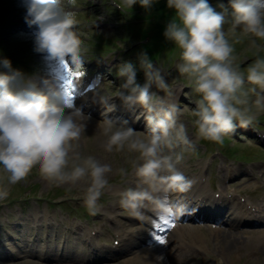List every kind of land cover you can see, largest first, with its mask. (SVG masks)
I'll list each match as a JSON object with an SVG mask.
<instances>
[{
    "label": "clouds",
    "instance_id": "clouds-1",
    "mask_svg": "<svg viewBox=\"0 0 264 264\" xmlns=\"http://www.w3.org/2000/svg\"><path fill=\"white\" fill-rule=\"evenodd\" d=\"M112 2L126 12L137 2L148 8L153 0ZM24 4L25 22L36 29L35 50L63 65L65 83L75 89L84 75L82 57L87 52L75 12L77 0H24ZM167 6L175 10V16L164 35L179 49L175 67L198 97L191 110L196 138L223 144L237 123L247 127L264 115V94L245 87L247 83L264 89V0H230V19L223 4V11L217 12L208 0H167ZM236 45H246L243 52L250 54L251 63L244 69ZM2 63L10 71L0 73V200L36 169L57 187L83 184V206L95 214L113 167L82 153L87 117L67 102L66 90L54 79H43L41 87L35 77L12 69L10 60ZM141 66L147 78L143 86L137 83L131 63L119 67L118 76L126 80L120 87L128 94L119 91L117 95L125 104L145 110L147 130L136 131L128 121L110 119L114 105L108 103L112 96L105 94L100 99L106 111L97 130L105 138L103 150L123 154L138 180L135 188L120 193L121 208L141 217V209L150 207L161 220L175 223L186 205L171 194L186 193L192 185L178 165L196 145L181 121L185 110L150 92L153 83L161 90L168 88L159 71L146 56ZM116 173L128 174L125 167ZM157 260L163 261V255ZM216 264H224L223 258Z\"/></svg>",
    "mask_w": 264,
    "mask_h": 264
},
{
    "label": "rangeland",
    "instance_id": "rangeland-1",
    "mask_svg": "<svg viewBox=\"0 0 264 264\" xmlns=\"http://www.w3.org/2000/svg\"><path fill=\"white\" fill-rule=\"evenodd\" d=\"M230 2V0H228ZM81 2V1H79ZM111 3L112 0H110ZM220 0H215L214 3H219ZM162 5L163 8L168 7L167 6V0H153L152 5L145 11L146 14L149 15H153L158 11L159 5ZM102 4L105 5L104 0H102ZM114 4V3H113ZM81 6L77 5V8H80ZM142 6L140 4L137 5V8H133V9H127L126 12L123 13H131L132 11H137L139 12L141 10ZM230 8V7H229ZM27 10L24 4V0H0V12L2 11L3 16L8 19V20H12L15 22V20L21 18L23 16V14L21 13L22 11ZM101 11H103L104 13L102 14ZM99 11L100 14L103 15V18H108V20H110V22H114L115 16H108L109 14L106 9H103ZM231 8L228 9V17L226 18H230L231 15ZM107 12V14L105 13ZM122 12V11H121ZM222 12V11H221ZM82 14H84V12H81ZM20 16V17H19ZM95 20V19H93ZM82 22H86V21H90L88 19H82ZM94 24H97V21L94 22ZM101 27V26H100ZM101 30L106 38L110 37L109 33H115L113 32L112 28H104L101 27ZM1 29V26H0ZM109 32V33H108ZM124 32V31H123ZM11 33L8 32V30H4L3 34H2V40L4 39L7 43L6 46L8 47V49L10 51H14V50H18L20 48L19 45H24L26 43H28L29 41H31L32 39H35L34 36L32 35V37H23V35L25 34H19L18 36H22V38H16V37H10ZM95 33H93L94 35ZM116 34V33H115ZM119 41H123V40H118V42L114 45L115 48H119ZM95 43L97 44H101L102 40L99 39L97 40ZM31 44L29 47H26L24 50L25 52H27V48H30ZM246 47V45H238V50L237 53L241 54L240 55V62L241 63H247V60H249L248 62H251L250 58V54L248 53H244L243 49ZM86 48H91V45L87 44ZM120 49L125 50V52H122L121 54L123 55H127V48L126 46H121ZM129 53V51H128ZM24 56H27L26 53H24ZM47 53H39L35 58H34V62H36L35 66L38 65L42 59H46ZM175 56H173L171 58V60L174 58ZM249 57V58H246ZM176 60V59H175ZM55 62H57L56 60H54ZM171 62H174V60H172ZM30 64L32 62H29ZM47 63L49 64V66L51 67V69L56 70V66L52 65L49 61H47ZM167 67V65H165ZM154 70H161L160 66H153ZM166 69V68H165ZM62 72H66L65 68H61L60 69ZM117 72V71H116ZM88 77V79H94V76H92L90 73L88 74H84ZM139 76L144 79L146 78L145 75V70H140L139 71ZM112 78H110V76H105L104 82L102 83V85L96 90V92L100 95H109L112 96L110 99L113 103L120 105L121 103L125 104L123 100L120 99V97L117 95L119 91H123V89H121V85L123 83H118V80L111 82ZM140 79V78H138ZM147 79V78H146ZM93 83H90L89 85L92 86ZM179 86H181V88L184 90V94L185 91L190 90L186 89L185 85H188V82L185 80L184 83H178ZM172 90H175L174 87H169ZM152 91L151 87H150V92ZM188 95H192L193 98L192 99H196L195 94H188ZM190 102H195V101H190ZM185 116L183 119V123H185V125L187 126V128L189 129L188 132H191L192 134H194V136H196V132L193 133V125L191 123V121L193 119H195L194 117L191 116V113L188 112L187 110L184 111ZM84 115L88 118V126L85 129V134L84 136L81 138V151L83 154L85 155H95L97 158L101 159L102 162L104 163H109L112 165L113 167V173L109 174L108 179L111 178V176H118V174L116 173V169L119 167H122L123 165L128 166L127 168L132 169L131 165L125 162V157L123 154L121 153H106L103 150V142H104V137L103 135L100 134V132L97 130V125L98 123L103 119V118H98L96 116H92L91 114H89L88 112L84 113ZM137 131L142 132V130H140L139 127L135 128ZM247 147V146H246ZM221 152H225L226 156L229 160L231 161H235L239 158V155L244 152H252L254 154L258 153L259 150L257 148L252 149V151L246 149L244 146H242L241 144H236L233 142H227L226 147L224 148H220ZM208 160H211L210 157L208 155H204L202 151L200 152H196L195 150L189 151L185 153V159L182 161V163H187L184 166H186L189 170L190 173L193 174V172H195L193 169V167H195L199 162H203L206 163ZM221 165V163H219L217 165V162H215L212 166L211 169V173L214 176H217L219 174V166ZM189 166L191 168H189ZM127 172H129V170H127ZM225 171L222 172V176L224 175ZM243 176H247V174H243L241 175V177ZM240 178L231 180V182L237 181ZM243 183V182H242ZM111 184V183H109ZM245 184H248V182H246ZM243 186V184H241ZM243 188V187H241ZM82 189H83V184L81 185H77L74 187H70L68 185H64V186H55L53 184H49V182H47L46 180L42 179L39 174L38 171L36 169H33V171L31 172V174L27 177V179L25 181H22L14 186H12L11 188V192L9 194V196L4 199V200H0V223H2L5 220V216L6 214H8L9 212L13 211V216H15L16 212H18L19 210V206L22 202L24 203H28L27 204V209L26 212V216L27 215H31L34 213V211L38 210V205H37V201L38 199H40V202L43 203L45 201L46 198L49 199H58L57 201H62L64 202L67 201L66 197H70L73 200V204L74 207L76 209H82L84 210L83 213H76L77 216H79V218H81V220H76L75 219H71V221H73V223L75 222V224H80L82 226H87L89 223V220L91 219V217L89 219H86L88 217V210L83 206L82 203ZM108 189V188H107ZM61 193L62 195L58 194ZM60 196V197H59ZM24 197V198H23ZM24 200H23V199ZM14 200H18L19 203H17L16 206L12 205V202H14ZM109 199H107V202H100L98 203V207L97 210L95 212V214H91L94 216H98V213L105 208V206L108 204ZM70 202V201H68ZM44 206V205H43ZM66 217H68V213H65ZM15 220V219H14ZM105 225L106 222L104 221ZM195 225H197L199 228L202 225L203 230L201 231L202 233H199L198 231L196 232H192V231H188L187 235L190 236H194L199 235L203 242H204V246H206V240L209 239V246H206V250L204 253L201 252H197L196 250L193 249L191 255L189 257H187L185 260H183L181 262V264H216V261L218 258H223L224 260V264H264V256H262L258 250L257 247L259 246V244L252 240V239H248L245 240L244 244L241 245L240 247H231V250H225L223 252H218V250H216V243L212 242V240L214 239L215 233L212 232L213 230H215V226L208 224V223H194ZM196 227V226H195ZM211 228V230H210ZM0 240H2V230L0 228ZM181 242V241H180ZM0 246H1V242H0ZM218 249V248H217ZM17 262H8L7 260H4L2 262V264H45L43 262L37 261V260H23V259H17Z\"/></svg>",
    "mask_w": 264,
    "mask_h": 264
},
{
    "label": "bare ground",
    "instance_id": "bare-ground-1",
    "mask_svg": "<svg viewBox=\"0 0 264 264\" xmlns=\"http://www.w3.org/2000/svg\"><path fill=\"white\" fill-rule=\"evenodd\" d=\"M65 99L67 100L68 103H71V98L67 94H65ZM99 100H101L99 97H94L91 93H89V94H85V96H83L81 98L76 99V102L73 105L77 108L82 107L84 110H88L89 109L88 107L84 108L83 106L88 105L90 103H93V105H97V111H100L101 107L103 106V103H99ZM131 108H135V107H131ZM104 110L106 111V108H104ZM105 111L101 112V114L104 113ZM108 116H109V118L117 119L118 116L116 115V109H114V111L108 113ZM87 120L88 119L86 118L83 121V123L86 125V127L88 126ZM196 190L201 191L198 187L196 188ZM201 197H202V200L200 203H199V199H197V201H195V205H196V207L199 208L200 214H202V212L204 210H209L208 209L209 206L211 207V209L212 208L215 209V204L219 202V201H213L210 198L207 199L208 195L204 192H201ZM189 204H191V203H189ZM215 211L217 212L216 209H215ZM204 215H208V214L204 213ZM39 219H40L39 217L33 218V220H35V221L39 220ZM189 219L193 221L192 216H190ZM260 220L264 222V220L262 219V216L260 217ZM236 224H237V222L233 221V222H231L230 226L232 228H234L236 226ZM215 233H216V235L214 237V242L217 245L216 250H218V252H223L225 250H231V247L233 248V247L237 246L240 243L239 242L240 239L242 238L238 234L227 233V231L221 230L220 228H218L215 231ZM137 234L146 238L149 235V230L145 229V228H139V231ZM124 235L128 236L129 241H130L134 234L130 231ZM262 235H264V234H262ZM175 239H176V235L174 236L172 234L168 238V240H172L174 242H175ZM185 239H189L188 235H185ZM23 240L25 242L28 241V239L25 236H23ZM167 245H169V243H165L162 246H159V245H156L154 247L152 246L151 248L149 247V248H146V250H142V251L139 250L133 257L126 260L125 264H152V261H157V263H155V264H161V261L157 260V257L159 256V254L157 252H154L153 250L154 249L164 250L167 247ZM149 261H150V263H149Z\"/></svg>",
    "mask_w": 264,
    "mask_h": 264
},
{
    "label": "snow or ice",
    "instance_id": "snow-or-ice-1",
    "mask_svg": "<svg viewBox=\"0 0 264 264\" xmlns=\"http://www.w3.org/2000/svg\"><path fill=\"white\" fill-rule=\"evenodd\" d=\"M77 76L79 74H76ZM175 226L174 223L168 221V220H161L159 217H158V222H156L154 224V229L155 230H158L159 233H163L165 231L166 228L170 229V228H173ZM153 231V233L151 234L152 235V238L158 242L159 244L163 245L166 243V238L164 235H161V234H157V231Z\"/></svg>",
    "mask_w": 264,
    "mask_h": 264
}]
</instances>
